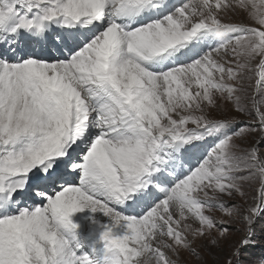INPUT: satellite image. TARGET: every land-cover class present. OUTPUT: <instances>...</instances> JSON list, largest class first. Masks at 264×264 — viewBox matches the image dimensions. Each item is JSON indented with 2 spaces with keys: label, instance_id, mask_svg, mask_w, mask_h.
<instances>
[{
  "label": "snow or ice",
  "instance_id": "snow-or-ice-1",
  "mask_svg": "<svg viewBox=\"0 0 264 264\" xmlns=\"http://www.w3.org/2000/svg\"><path fill=\"white\" fill-rule=\"evenodd\" d=\"M258 227L264 0H0V264H264Z\"/></svg>",
  "mask_w": 264,
  "mask_h": 264
},
{
  "label": "rangeland",
  "instance_id": "rangeland-1",
  "mask_svg": "<svg viewBox=\"0 0 264 264\" xmlns=\"http://www.w3.org/2000/svg\"><path fill=\"white\" fill-rule=\"evenodd\" d=\"M233 19L235 20H245L246 19V15L243 12H239L238 14H235L233 16ZM255 247L250 248L246 251L245 255H248L249 253L255 255V256H259L261 251H264V239L261 238V234L259 232V227L257 229V236L256 239L254 241ZM185 258L188 259L190 261V264H197V262L191 258L188 257L187 254H185ZM210 260V258H209Z\"/></svg>",
  "mask_w": 264,
  "mask_h": 264
}]
</instances>
